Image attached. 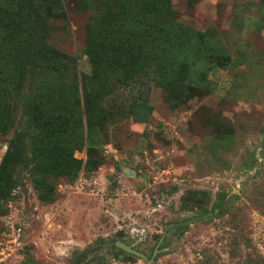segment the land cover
I'll use <instances>...</instances> for the list:
<instances>
[{
  "label": "rangeland",
  "instance_id": "obj_1",
  "mask_svg": "<svg viewBox=\"0 0 264 264\" xmlns=\"http://www.w3.org/2000/svg\"><path fill=\"white\" fill-rule=\"evenodd\" d=\"M167 7L208 61L174 47L170 84L154 72L110 79L89 140L77 122L42 121L38 101L75 76L81 96L94 9L0 0V163L13 145L0 229L20 228L2 264H264V0ZM70 151L79 168L61 174Z\"/></svg>",
  "mask_w": 264,
  "mask_h": 264
},
{
  "label": "trees",
  "instance_id": "obj_2",
  "mask_svg": "<svg viewBox=\"0 0 264 264\" xmlns=\"http://www.w3.org/2000/svg\"><path fill=\"white\" fill-rule=\"evenodd\" d=\"M80 1L95 11L85 47V54L93 71L84 77L81 96L75 76L68 89L58 91L60 96L55 92L50 94V99L38 101V109L44 113L41 120L45 121L44 117L47 116L52 118L56 131L77 122L90 140L94 125L107 119V109L99 104L115 84L113 80L127 84L132 76L140 72H154L163 75L166 83L170 84L173 74L177 72L179 61V53L174 47H179L181 51L186 50L195 62L201 61V54L204 55L205 61L208 59L204 51L197 48V32L179 26L169 16L171 13L167 0ZM56 53L66 57V62L73 60L65 53ZM196 64L192 65V69L197 70ZM194 73L196 74V71ZM92 78H98L97 93L95 88L90 89L87 85ZM110 79L113 80L110 82ZM12 146L11 143L0 163V177L8 164ZM79 164L80 161L74 158L70 151L55 167L61 170V174H68L73 167L79 168ZM42 195L46 199L49 198L46 194Z\"/></svg>",
  "mask_w": 264,
  "mask_h": 264
},
{
  "label": "built area",
  "instance_id": "obj_3",
  "mask_svg": "<svg viewBox=\"0 0 264 264\" xmlns=\"http://www.w3.org/2000/svg\"><path fill=\"white\" fill-rule=\"evenodd\" d=\"M11 228L12 230L0 229V264L4 263L20 244V228Z\"/></svg>",
  "mask_w": 264,
  "mask_h": 264
},
{
  "label": "water",
  "instance_id": "obj_4",
  "mask_svg": "<svg viewBox=\"0 0 264 264\" xmlns=\"http://www.w3.org/2000/svg\"><path fill=\"white\" fill-rule=\"evenodd\" d=\"M105 245L107 246H112V245H115L125 251H128V252H131V253H135V254H138L140 256H143L142 253H140L139 251H136L134 250L133 248H131V246H128L126 244H124L123 242L121 241H109V242H106Z\"/></svg>",
  "mask_w": 264,
  "mask_h": 264
}]
</instances>
